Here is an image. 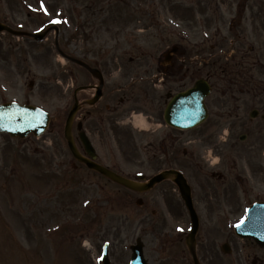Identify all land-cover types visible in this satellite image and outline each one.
Returning a JSON list of instances; mask_svg holds the SVG:
<instances>
[{
  "label": "rangeland",
  "instance_id": "obj_1",
  "mask_svg": "<svg viewBox=\"0 0 264 264\" xmlns=\"http://www.w3.org/2000/svg\"><path fill=\"white\" fill-rule=\"evenodd\" d=\"M238 3L246 7V15L241 14V20L231 24ZM0 6L1 18L12 20V14L16 19L10 22L13 27L22 25L23 30L32 33L50 29L47 37L39 41L0 32V102L28 99L51 114L63 116L81 72L77 64L59 54L56 39L66 53L102 69L113 84L128 80L125 92H118L114 100L104 103L116 104L126 94L131 100L120 105L126 112L122 114H148L158 123L163 119L168 91L212 75L219 89L207 99L210 111L231 109L235 113V106L240 104L243 119L239 122L227 112L220 114L222 117L211 115L200 127L177 130L183 141L191 134L193 142H180L173 155L171 147L146 145L153 135V126L146 122L141 127L130 123L132 132L129 128L117 131L115 126L120 123L114 122L112 133L110 124H99L93 117L85 123L101 160L128 175L142 172L150 176L168 167L171 157L174 166L178 162L177 167L195 188L202 216L199 256L203 262L234 264L235 251L227 255L220 248L223 242L233 240L242 253L248 254V263L254 255L263 257L264 250L250 239L234 236L233 227L246 218L250 202L264 198V158L260 151L264 147V122L260 116H249L254 107L264 112V97L251 98L253 91L246 92L247 98L242 97L244 94L234 84L241 77L231 74L230 69L238 61V52L248 50L250 45L254 46L251 55L264 61V0H0ZM156 31L172 34L165 42ZM217 32V39L212 40L216 47L210 51L211 41L206 42L204 35L211 37ZM234 38L237 44H233ZM174 45L186 51L183 55L173 52L167 68L164 54ZM223 66L228 67L226 73L220 72ZM251 71L252 87H261L264 68L252 66ZM160 76L165 79L157 80ZM30 80L34 81L32 88ZM155 82L163 85L157 89ZM223 87L227 90L224 94ZM90 94L82 91L80 96ZM85 108L91 116L99 109L97 114L108 122L111 119L103 104ZM118 113H113V119L120 121ZM120 126L126 128L127 124ZM247 129L253 134L241 142L238 138ZM62 132L60 126L44 138L51 152L47 158L52 155L59 160L66 151ZM256 139L257 146L253 147ZM184 146L193 150V158L182 155ZM233 146L240 151L236 153ZM0 149V264H101L104 242H109L112 264H130L128 246L138 236L144 240L148 264H174L175 259L178 264L193 261L185 244L179 243L176 252L170 238L163 240L164 220L156 216L160 211L153 213L158 210L156 199L161 189L166 190L169 206L176 200L183 206L178 189L172 190L170 182L155 186L144 195L146 204L138 207L134 194L84 166L76 173L79 179L65 170L58 180L59 174L41 165L44 155L33 154L30 144L1 135ZM120 152L125 156L118 161ZM256 153L258 159H251ZM218 169L224 175L221 180ZM234 208L237 209L233 211ZM181 211L174 207L173 215H166L171 232L177 234L174 237L190 227L188 214ZM173 216L179 221H173Z\"/></svg>",
  "mask_w": 264,
  "mask_h": 264
},
{
  "label": "water",
  "instance_id": "obj_2",
  "mask_svg": "<svg viewBox=\"0 0 264 264\" xmlns=\"http://www.w3.org/2000/svg\"><path fill=\"white\" fill-rule=\"evenodd\" d=\"M3 29H7L9 31H12L11 29L7 28L6 26L2 25L0 23V31ZM45 34H35L34 37L37 38H43ZM210 92V86L209 84L204 81L200 80L196 83V85L193 88L188 89L187 91L180 92L176 94L173 99L168 103L166 109H165V119L166 121L174 126L177 127H194L198 125L200 122H202L207 117V109L205 106V97ZM100 93V92H99ZM5 107H12L15 110V115L23 121V123H27L28 130H33L35 133H39L42 128L48 123V115L41 111L38 108L31 107V106H25V107H19L17 105H6ZM77 108H74L73 111L70 114V117L67 122V128H66V136L69 141V145L74 152L76 156L79 154L77 153V150L75 148L72 136H71V124L73 116L76 112ZM0 122L4 123L6 122L5 115L0 113ZM80 156V155H79ZM91 168H94L103 174L109 176L116 182L127 186L131 189H135L138 191H143L151 186H153L156 182L161 181L162 179L168 177L169 174H173L175 176V180L178 183L182 194L187 202V204L190 206L191 198H190V188L187 185L185 179L181 174H179L177 171H164L163 173H160L156 176H154L150 182L147 184H139L135 181L128 179L126 177H123L121 175H117L114 172L110 171L109 169L104 168L103 166L90 161L88 159H85L81 157ZM259 220V225L257 223H253V220ZM245 225H252L253 228H257L255 232H247L242 233L244 235H251L255 237L260 244H264V208H259L258 205H255L250 209V215L248 220L244 223ZM197 228V220L195 222V229L193 231V235L196 232ZM191 244V240H190ZM142 245L136 246L135 254H139L138 256L135 255V260L133 264H141L142 261L145 264V261L142 258ZM142 259V261H141ZM105 264H108V260L105 259Z\"/></svg>",
  "mask_w": 264,
  "mask_h": 264
},
{
  "label": "flooded vegetation",
  "instance_id": "obj_3",
  "mask_svg": "<svg viewBox=\"0 0 264 264\" xmlns=\"http://www.w3.org/2000/svg\"><path fill=\"white\" fill-rule=\"evenodd\" d=\"M3 20H6V17L3 18ZM169 140L168 138L164 139V143ZM170 146H171V154L173 155L174 153V148H175V144L177 139L172 138V136L170 135ZM161 145V143H160ZM157 202L160 203V207L162 209V213L166 214V215H172L173 214V205L169 206L167 203V199L165 198L164 194H159L157 196ZM174 264H178V260L174 261ZM212 264V262L210 263Z\"/></svg>",
  "mask_w": 264,
  "mask_h": 264
},
{
  "label": "bare ground",
  "instance_id": "obj_4",
  "mask_svg": "<svg viewBox=\"0 0 264 264\" xmlns=\"http://www.w3.org/2000/svg\"><path fill=\"white\" fill-rule=\"evenodd\" d=\"M141 122H142V126H143V125H144V123H145V122H144V120L142 119V120H141Z\"/></svg>",
  "mask_w": 264,
  "mask_h": 264
}]
</instances>
